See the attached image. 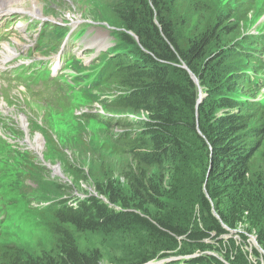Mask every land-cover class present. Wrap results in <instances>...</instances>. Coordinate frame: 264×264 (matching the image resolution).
Masks as SVG:
<instances>
[{"label":"trees","instance_id":"1","mask_svg":"<svg viewBox=\"0 0 264 264\" xmlns=\"http://www.w3.org/2000/svg\"><path fill=\"white\" fill-rule=\"evenodd\" d=\"M211 8L202 0H110L119 41L100 55L92 87L117 93L102 103L118 114L108 124L125 129L115 146L125 162L105 160L96 195L45 209L54 220L48 250L26 258L1 244L0 264L106 262L102 248L81 249L77 233L131 239L114 258L120 264H262L264 253L247 246L254 235L264 250V102L254 94L264 88V57L251 50L264 48V35L222 46L248 9ZM202 14L207 20L193 27ZM243 58L252 69L241 68ZM184 65L206 93L201 102ZM71 171L82 181L92 174Z\"/></svg>","mask_w":264,"mask_h":264},{"label":"rangeland","instance_id":"2","mask_svg":"<svg viewBox=\"0 0 264 264\" xmlns=\"http://www.w3.org/2000/svg\"><path fill=\"white\" fill-rule=\"evenodd\" d=\"M202 1L212 4L213 14L226 15L228 8L234 12L248 9L247 15L242 14L244 20L239 26L240 31L224 37L222 46L242 43L249 36L264 35V0ZM16 3L19 9L14 6ZM24 8L28 11H23ZM109 8L110 0H15L0 8V12H5L4 16L15 14L9 21H14L7 32L9 38H5L9 42L0 43V58L7 62L15 56H23L17 61L0 63V245L20 250L26 258L51 246L54 220L45 214L50 204L69 198L70 204L77 205L80 200L96 195L97 174L105 160L119 167L126 159L115 154L116 136L125 129L108 124L114 121L111 117L116 118L114 115L118 114L102 103L104 98L112 99L116 94L104 86L92 87L103 63L101 53L116 52L119 41L116 34L119 29L113 26ZM35 10L39 15L29 13ZM207 18L205 14L199 19L196 17L193 27ZM35 20L67 27L57 29L56 33L66 34L73 30L75 33L67 35L61 47L65 53L76 54L80 60L66 71L56 88L42 97H35L26 83L5 76L9 69L25 64L24 54L33 49L32 44L37 39L33 28H28V24L34 26L35 23L29 22ZM34 29L36 31L38 26ZM17 38L23 39L19 46L16 45ZM119 48L125 52L131 50L122 42H119ZM251 50H257L264 57L262 46L256 45ZM35 57L40 58L39 55ZM239 65L242 69H252L244 58ZM233 68L237 69L238 65ZM260 75L264 76V71ZM199 88L206 97L203 87L199 85ZM254 94L264 102L263 87ZM73 166L92 174H87L88 179L84 181L77 180L71 171ZM76 238L83 250L102 248L107 256L103 264H120L114 258L131 246L127 243L131 239L128 241L119 235L77 233ZM234 238L240 243L238 234H234ZM255 238L252 235L248 242L249 252L257 247Z\"/></svg>","mask_w":264,"mask_h":264},{"label":"bare ground","instance_id":"3","mask_svg":"<svg viewBox=\"0 0 264 264\" xmlns=\"http://www.w3.org/2000/svg\"><path fill=\"white\" fill-rule=\"evenodd\" d=\"M18 1H20V0H18ZM12 2H15V0H0V8L2 7V8H4L5 6H7L8 4H10V3H12ZM14 4V3H13ZM17 5H18V3H16L14 6L17 8V9H19V6L17 7ZM1 10V9H0ZM3 11H5V9H2ZM7 10V9H6ZM23 11H28V10H25V8H24V10ZM7 12V11H6ZM9 12H11V11H9ZM13 12V11H12ZM3 13H5V12H0V14H3ZM31 15H33V16H37V15H39V11L38 10H35L34 12H29ZM21 36V35H20ZM22 38H25V37H22ZM22 38H17L16 40V45L17 46H19L20 45V43L21 42H23V39ZM23 46V45H22ZM25 46V45H24ZM23 46V47H24ZM6 60V59H5ZM4 60V58H0V63H5L6 61ZM56 172H59L57 169L55 170ZM256 239V238H255Z\"/></svg>","mask_w":264,"mask_h":264},{"label":"water","instance_id":"4","mask_svg":"<svg viewBox=\"0 0 264 264\" xmlns=\"http://www.w3.org/2000/svg\"><path fill=\"white\" fill-rule=\"evenodd\" d=\"M136 39L138 40V38H136ZM183 67L189 71V69L187 68V66L184 65ZM190 74L192 75V78L194 79L195 83L199 86V80H198V78L193 73L190 72ZM199 93H200L199 102H201L202 99H203V95L201 93V89L200 88H199ZM233 232H237V231H233ZM255 241H256L257 247L260 249L261 252L264 253V250L261 249V247L259 246L257 239H255ZM176 259H178V258H171V259H167V260H163V261H158V262H155V263H152V264H164L165 261L166 262L167 261H173V260H176Z\"/></svg>","mask_w":264,"mask_h":264},{"label":"clouds","instance_id":"5","mask_svg":"<svg viewBox=\"0 0 264 264\" xmlns=\"http://www.w3.org/2000/svg\"><path fill=\"white\" fill-rule=\"evenodd\" d=\"M57 25H58V24H57ZM57 28L59 29V27H57ZM131 35H132V34H131ZM136 38H137V37H136ZM55 39H57V40H61V39H63V40H64L65 38H55ZM136 40H137V39H136ZM137 41H138V40H137ZM103 53H105V52H103ZM101 54H102V53H101ZM115 94H117V93H115ZM113 98H114V97H113ZM113 98H112V99H113ZM110 99H111V98H110Z\"/></svg>","mask_w":264,"mask_h":264}]
</instances>
